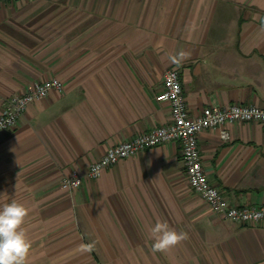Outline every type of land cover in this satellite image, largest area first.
I'll return each instance as SVG.
<instances>
[{"label":"crops","instance_id":"0c3cea01","mask_svg":"<svg viewBox=\"0 0 264 264\" xmlns=\"http://www.w3.org/2000/svg\"><path fill=\"white\" fill-rule=\"evenodd\" d=\"M184 53V57L180 53ZM180 73L189 115L264 108V0H35L0 5V114L6 99L59 80L0 133V207L29 210L26 264H264V223L214 214L185 175L181 146L120 161L73 192L62 181L107 151L166 126L164 75ZM198 138L205 175L237 207L264 203V125ZM151 161V166H149ZM166 221L187 239L154 253Z\"/></svg>","mask_w":264,"mask_h":264},{"label":"built area","instance_id":"2783aa9c","mask_svg":"<svg viewBox=\"0 0 264 264\" xmlns=\"http://www.w3.org/2000/svg\"><path fill=\"white\" fill-rule=\"evenodd\" d=\"M16 1L30 3L35 0H0V5ZM54 91L63 92L62 83L56 79L35 84L22 95L4 100L0 114V133L14 130L30 105L44 100ZM158 100L170 104L169 124L139 134L110 148L102 158L91 164L86 172L75 171L64 177L61 188L66 192L76 191L86 180H99L105 170L122 160L133 158L158 146L177 144L181 146L185 175L191 190L205 201L214 214L239 226L264 223V203L260 207H237L232 205L219 189L210 184L205 175L198 144L199 135L208 130H221V139L227 142L230 135L224 130L225 126L252 123L264 125V108L234 104L225 108H206L200 115L191 117L177 69L165 73L163 93ZM75 181L79 183L73 187Z\"/></svg>","mask_w":264,"mask_h":264},{"label":"clouds","instance_id":"9594fccd","mask_svg":"<svg viewBox=\"0 0 264 264\" xmlns=\"http://www.w3.org/2000/svg\"><path fill=\"white\" fill-rule=\"evenodd\" d=\"M184 53H180L184 57ZM151 166V161L148 162ZM73 183V187L78 185ZM29 210L15 199L0 207V264H26L31 249V241L22 225ZM154 240L152 251L166 252L187 239V233L169 227L166 221H157L150 229Z\"/></svg>","mask_w":264,"mask_h":264}]
</instances>
